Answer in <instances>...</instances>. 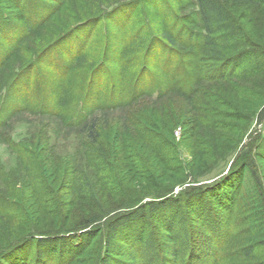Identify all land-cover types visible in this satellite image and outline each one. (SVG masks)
<instances>
[{"label":"trees","instance_id":"obj_1","mask_svg":"<svg viewBox=\"0 0 264 264\" xmlns=\"http://www.w3.org/2000/svg\"><path fill=\"white\" fill-rule=\"evenodd\" d=\"M53 1V5L28 13L21 0H0V27L17 22L11 37L33 31V27L29 30L32 25L45 28L64 2ZM189 2L191 14L184 17L175 9L171 12L172 27L178 34L165 33L164 42L157 43H165L166 50L182 48L183 69L178 67L171 75L169 61L159 84L174 89L180 100L191 106L190 117L180 119L183 136L194 139L191 159L183 163L175 152L172 159L166 158L165 137H169V148L176 150L174 126L159 125L151 111L139 113L135 131L118 126L107 129L91 118L86 127L91 143L100 150L101 172L112 196L110 204L103 207L96 196L84 190L86 181L72 187L71 159H47L39 141L26 146L25 186L12 205L16 219L18 214L26 227L42 225V216L50 210L57 230L10 240L0 248V264H29L27 252L17 255V246L30 244L37 246L44 264H224V246L227 242L236 245L243 234L236 227L234 210L243 176L247 169L257 175L256 156L264 159L259 135L244 142L253 122L264 121V0ZM5 4L10 14L3 12ZM143 24L150 27L148 17ZM149 38L142 60L152 56L149 48L156 41L152 35ZM147 76L137 73L133 98L144 89ZM219 85L224 87L222 91ZM160 90L153 91L155 102ZM81 105L77 110L69 108L67 118L73 117V123L84 121L87 112ZM233 157L239 161L232 163L226 174L221 171L210 182L196 184L209 174L205 171L208 164L212 174ZM257 181L262 184L260 178ZM146 185L156 196L145 198L139 193ZM76 200H83L84 208L74 214ZM206 236L217 244L211 262L203 261L199 252V243ZM254 250V243L248 241L240 256L250 261ZM245 263L242 260L241 264Z\"/></svg>","mask_w":264,"mask_h":264},{"label":"rangeland","instance_id":"obj_2","mask_svg":"<svg viewBox=\"0 0 264 264\" xmlns=\"http://www.w3.org/2000/svg\"><path fill=\"white\" fill-rule=\"evenodd\" d=\"M63 1L62 9L51 17L45 28L32 25L29 30L33 27V31L11 37L17 22H6L0 27V248L15 238L40 237L44 232L57 230L55 216L50 210L42 216V225L26 227L18 214L16 219V209L12 205L20 195V188L25 186L26 146L39 141L45 147L47 159H71L74 163L70 177L72 187L77 188L79 181H86L88 185L84 190L96 196L103 207L110 204L112 196L107 187L109 182L101 172L100 150L91 143L86 127L85 122L91 118L98 119L107 129L118 126L135 131L139 113L151 111L159 125L174 126L176 150L169 148V137H165L166 158L172 159L175 152L179 160L186 163L195 148L194 139L187 134L183 136L180 123V119L190 117L191 106L182 102L174 89H163L159 84L169 61L171 75L178 67L183 69L182 53H179L182 48L166 50L165 43H157L164 42L165 33L178 34L179 30L172 27L171 12L175 9L184 17L191 14L189 0H145L142 4V0ZM53 3L56 2L21 0L28 13ZM3 7V12L11 13L8 4ZM146 17L150 27L143 24ZM88 19L90 21L85 22ZM186 25L192 26L189 22ZM151 35L156 41L149 48L151 59L142 60L140 55L148 46ZM138 72L148 76L140 95L133 98V83ZM158 88L161 95L155 102L153 91ZM223 88L219 85L218 89L222 91ZM179 91L182 93L184 89ZM80 102L87 113L83 115V122L73 123V117L67 118L69 108L77 110L82 106ZM255 135H259L264 144V121L253 122L244 142ZM256 158L259 172L253 175L249 169L245 171L234 209L236 227L243 234L236 245L230 246L227 242L224 246V264H241L242 260L245 264H264V159ZM236 159L222 162L212 174L208 164L205 171L209 174L196 184L210 182L217 176L215 174L228 170L232 163L239 161ZM259 178L262 184H258ZM134 187L132 185L133 190ZM138 191L145 198L156 196L147 185ZM83 204V200H76L73 213L82 210ZM222 216L227 221L228 215L223 212ZM196 226L202 227L197 222ZM248 241L255 247L250 261L240 256ZM18 247L17 255L25 250L30 257L29 264H44L34 244ZM199 248L201 259L211 262L210 256L217 250L214 239L204 237Z\"/></svg>","mask_w":264,"mask_h":264},{"label":"water","instance_id":"obj_3","mask_svg":"<svg viewBox=\"0 0 264 264\" xmlns=\"http://www.w3.org/2000/svg\"><path fill=\"white\" fill-rule=\"evenodd\" d=\"M228 172V170L225 171V174Z\"/></svg>","mask_w":264,"mask_h":264}]
</instances>
